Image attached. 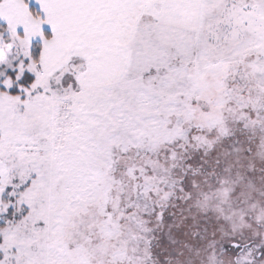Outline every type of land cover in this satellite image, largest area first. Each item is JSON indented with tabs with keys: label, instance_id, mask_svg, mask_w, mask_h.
Returning <instances> with one entry per match:
<instances>
[{
	"label": "snow or ice",
	"instance_id": "1",
	"mask_svg": "<svg viewBox=\"0 0 264 264\" xmlns=\"http://www.w3.org/2000/svg\"><path fill=\"white\" fill-rule=\"evenodd\" d=\"M0 264H264V0H0Z\"/></svg>",
	"mask_w": 264,
	"mask_h": 264
}]
</instances>
